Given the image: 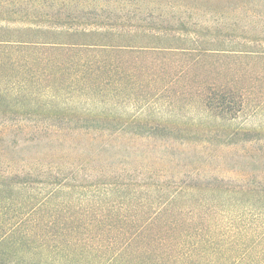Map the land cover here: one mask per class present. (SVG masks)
Segmentation results:
<instances>
[{
	"label": "trees",
	"instance_id": "16d2710c",
	"mask_svg": "<svg viewBox=\"0 0 264 264\" xmlns=\"http://www.w3.org/2000/svg\"><path fill=\"white\" fill-rule=\"evenodd\" d=\"M128 4L131 1L0 0V117L5 118L8 113L20 120L28 117L44 123H48L46 119L72 121L64 127L48 124L50 137L61 142L62 136L81 131L92 141L111 132L142 138L175 137L188 128L145 113L151 106L158 110L178 109L186 103L185 96H191L187 103L201 113L212 110L211 116H216L215 112L236 114L247 106L259 73L252 67L240 66V61L264 59V49L246 44L200 48L188 38L191 33L181 27L176 32L180 34H172L163 25L158 29L130 26L125 24L129 17L120 13ZM147 16L151 20L163 18ZM200 65L206 66V71L195 72ZM261 103L264 106V100ZM241 133L262 136L258 132ZM15 163L8 160L0 171V264L95 262L100 257L98 247L95 255L90 252L85 259L80 251L93 243L96 236L85 234L89 225L100 226L103 221L97 220L102 216L91 224L68 225L56 214L59 209L67 212L88 201L89 206L101 207L100 213L109 217L115 210L109 202L112 189L121 184L116 179L120 176L102 173L96 178L89 176V181L83 183L75 173L59 165L62 168L48 182L51 190L35 192L17 204L9 192L34 185V172L29 165ZM177 181L189 190L203 188L250 196L245 205L253 211L252 221L245 228L264 237V179L256 184L248 178L237 183L215 178ZM154 183L159 187L162 182ZM174 183L176 180L169 182L172 190L168 199L152 212L146 224L165 213L181 195L182 186L174 189ZM126 196L135 201L133 194ZM121 197V201L126 198L124 194ZM47 203V221L45 213L31 222L16 221L17 213L29 215ZM105 225L104 230L110 231V224ZM130 241H125L124 247ZM180 243L178 240L176 247ZM261 252L264 264V247ZM37 253L43 256L39 263L33 261ZM116 262L118 258L114 257L105 264H119Z\"/></svg>",
	"mask_w": 264,
	"mask_h": 264
},
{
	"label": "rangeland",
	"instance_id": "374dc122",
	"mask_svg": "<svg viewBox=\"0 0 264 264\" xmlns=\"http://www.w3.org/2000/svg\"><path fill=\"white\" fill-rule=\"evenodd\" d=\"M129 1L131 4L120 12L129 17L125 20L127 25L154 29L163 25L172 34L181 27L191 33L188 38L200 48H233L246 44L264 49V0ZM180 4L184 7H178ZM148 14L163 18L151 20ZM180 22L186 24L181 26ZM240 66L252 67L259 75L253 83L255 93L236 114L215 112L216 116H211L212 110L207 109L201 113L195 105L187 103L189 97L192 100L191 96H185L186 103L178 109L161 107L158 110L151 106L146 110L145 114L150 117L188 128L175 137L142 138L111 132L90 141L85 133L76 131L62 136L58 142L56 137H50L48 124L64 127L72 121L46 119L48 123H44L38 118L20 120L7 113L5 118L0 117V171L11 159L18 166L29 165L34 172V185L9 195L19 204L38 191L46 193L52 188L48 184L51 176L62 167L75 173L83 183L89 181V176L117 174L121 184L112 189L109 202L115 210L109 217L100 213L101 207L89 206L88 201L67 212L59 209L56 214L58 220L66 219L68 225L87 224L102 216L97 221L103 222L96 225L102 232L90 223L85 236L96 238L80 251L81 255L84 252L85 259L90 252L95 255L98 247L100 257L92 264H105L114 257L119 264H263L264 240L261 238L264 237L245 228L252 221L253 211L245 205L250 196L203 188L189 190L177 181L215 178L237 183L248 178L254 183L264 179V106L261 103L264 59L241 60ZM206 68L200 65L195 72ZM127 112L130 115L132 110ZM34 128L38 129L33 131ZM242 131L258 132L262 136L256 133L243 136ZM59 165L62 167L58 168ZM74 165L75 169L67 167ZM172 180H176L172 184L174 189L182 186L181 195L169 204L165 213L146 224L152 212L168 199L167 194L172 190L168 185ZM154 182H162L161 187ZM129 193L135 201L126 196ZM123 194L126 198L121 201ZM49 207L47 203L42 210L29 215L17 213L16 221L31 222L44 213L47 221ZM106 223L110 224V231L104 230ZM127 240H131L130 244L124 247ZM178 240L180 247L175 245ZM25 252L29 254V250ZM42 257L37 253L33 261L39 263Z\"/></svg>",
	"mask_w": 264,
	"mask_h": 264
}]
</instances>
